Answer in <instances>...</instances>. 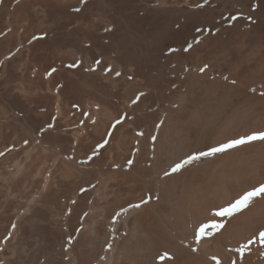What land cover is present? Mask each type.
<instances>
[{
  "label": "bare ground",
  "instance_id": "6f19581e",
  "mask_svg": "<svg viewBox=\"0 0 264 264\" xmlns=\"http://www.w3.org/2000/svg\"><path fill=\"white\" fill-rule=\"evenodd\" d=\"M0 62V264H264V199L194 235L264 142L170 172L264 131V0H4Z\"/></svg>",
  "mask_w": 264,
  "mask_h": 264
},
{
  "label": "snow or ice",
  "instance_id": "6c2138e0",
  "mask_svg": "<svg viewBox=\"0 0 264 264\" xmlns=\"http://www.w3.org/2000/svg\"><path fill=\"white\" fill-rule=\"evenodd\" d=\"M87 0H81V3H86ZM197 7H200V5H197ZM75 11L79 12L80 9L77 8ZM235 19V17H233ZM111 29H105V31H110ZM197 31H202V29L197 28ZM33 39H44L43 36L41 37H33ZM192 45L189 43L187 47L183 48V51L188 52L191 49ZM179 49H173V51H178ZM95 63L99 65L101 63L100 60H96ZM0 65H2V62H0ZM75 65H69V67H73ZM205 67H202L200 69V72L205 71ZM90 70H95V69H90ZM52 71H56L55 69H52ZM106 71L111 72L113 69L107 68ZM51 75V73H49ZM115 75L119 77L121 75L120 72H116ZM132 77H128V79H131ZM227 79V77H225ZM235 83V81H233ZM252 91H255V89H252ZM144 95L143 93H140L139 96L136 97L132 102L135 104L138 102L140 96ZM261 95H264V93H261ZM123 121L121 119L115 120V122L110 126L112 130H115L118 125L122 124ZM54 125L49 124L48 128H53ZM142 135V133H141ZM108 138L104 139L101 143H99L96 146V149L94 150V154L99 152V149L104 148L108 143H109V138L112 136V131H109L107 133ZM155 140V137L152 138ZM264 142V131H253L250 134H245L243 136H240L238 138H232L228 142L221 143L217 146H211L209 147L206 151H201L198 154H193L190 155L187 159L183 160L182 162H177L175 163L174 166L171 167L170 172L172 174L178 173L181 171L182 168H184L185 165L191 164L193 161L200 160L202 157H210V156H215L218 153H224L227 150L230 149H235L240 146L246 145V144H251L253 142ZM27 143V141H25ZM0 155H3V153H0ZM91 159V157H89ZM132 162L129 161V164ZM170 173L168 171L165 172V175H169ZM256 198H261L264 199V182L259 183L258 185L253 186L251 189L246 190L242 194H240L237 198L234 199L233 202H230L226 206L220 207L217 211L213 213L215 217L221 218L220 222H217L216 220H212L210 222H200L198 224V229H194V235L197 237V242L201 238H203L208 232L214 231V232H219L221 229H224L226 227V224L224 223V218H232L234 214L240 213L242 210L247 209L249 205L254 201ZM148 200H142L141 203L135 204V208H140L142 207L143 204L148 203ZM15 227V225H13ZM258 240L259 242L264 245V231H259L258 232ZM194 251L196 249H193ZM161 261L165 260H171L173 257L168 254L164 253L160 257ZM213 259L216 261V264H221L220 260L213 257ZM232 264H236L235 261L232 262Z\"/></svg>",
  "mask_w": 264,
  "mask_h": 264
},
{
  "label": "rangeland",
  "instance_id": "374dc122",
  "mask_svg": "<svg viewBox=\"0 0 264 264\" xmlns=\"http://www.w3.org/2000/svg\"><path fill=\"white\" fill-rule=\"evenodd\" d=\"M3 2H4V0L3 1H1L0 3H2L3 4ZM10 9V11L12 12L13 11V6H11V7H9ZM231 74V73H227V79H232V81L234 80L235 82H239V80H238V78L237 77H232V74L229 76V75ZM229 77V78H228ZM263 83H258V85H256V86H253V87H250L249 89H248V92L249 93H251L252 92V88H256L257 87V89H259V88H263L264 87V84L262 85ZM256 90V89H255ZM251 91V92H250ZM199 152H201V151H194V153L192 152L190 155H193V154H198Z\"/></svg>",
  "mask_w": 264,
  "mask_h": 264
}]
</instances>
